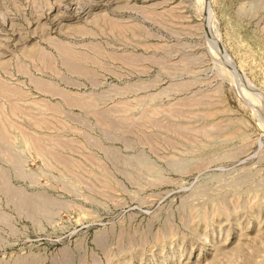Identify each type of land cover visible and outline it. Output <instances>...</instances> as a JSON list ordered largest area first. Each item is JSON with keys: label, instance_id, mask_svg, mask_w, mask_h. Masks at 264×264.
<instances>
[{"label": "rangeland", "instance_id": "rangeland-1", "mask_svg": "<svg viewBox=\"0 0 264 264\" xmlns=\"http://www.w3.org/2000/svg\"><path fill=\"white\" fill-rule=\"evenodd\" d=\"M0 264H264V0H0Z\"/></svg>", "mask_w": 264, "mask_h": 264}]
</instances>
